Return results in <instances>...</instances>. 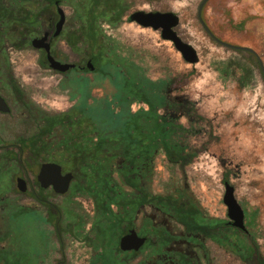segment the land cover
I'll list each match as a JSON object with an SVG mask.
<instances>
[{
  "label": "flooded vegetation",
  "instance_id": "obj_1",
  "mask_svg": "<svg viewBox=\"0 0 264 264\" xmlns=\"http://www.w3.org/2000/svg\"><path fill=\"white\" fill-rule=\"evenodd\" d=\"M66 3L68 0H0V21L6 22L15 34L11 37L14 47L36 50L40 67L60 76L58 89L66 92L67 99L73 102L64 114L51 115L38 110L32 115L25 105L22 87L10 76L0 79V103L6 109L0 110V264H26L22 239L31 227L41 225L50 229L51 238L60 247L63 236H73L76 231L79 248L87 253V264H200V255L188 251L190 242L196 246L200 235L224 231L237 233L249 245L250 255L239 254L243 263L249 259L253 264L264 262L242 206L243 228L239 229L232 225L227 210L225 220L200 217L204 222H199L194 218L198 210L184 199L149 193L150 123L156 121L162 126V132L167 129L156 118L168 105L166 87L161 92L165 106L151 111L139 89L143 80L149 83V78L135 64L124 62L127 59L113 44L106 48L107 39L99 35L96 22L93 24L95 36H89L88 10L81 25L76 30H68ZM115 12L116 15L119 11ZM61 17L63 22L56 34ZM120 20L121 16L112 22L117 24ZM43 38L41 46L48 45V53L43 47L32 45L33 40ZM59 42L70 50L74 60L56 52ZM80 46L83 47L81 54L76 52ZM48 55L72 68L63 72L51 68ZM89 88H92L90 96L85 98L83 92ZM83 99L87 105L98 101L102 109L109 107L115 122V117L124 114L120 124L112 131L107 124L99 128L84 110L79 111ZM135 102L145 108L132 110ZM164 137L162 133L156 141L173 161L175 158L168 155L171 150ZM156 153L155 150L152 157ZM45 164L58 165L61 175H72L64 194H57L52 184L42 187L38 175ZM94 187H99L101 198L94 195ZM110 202L116 206L114 211L96 213ZM83 204L92 205L91 214L84 210ZM161 206L182 226L181 233L165 226L160 217ZM70 211L72 216L66 220ZM128 235L141 240L137 249H121V239ZM71 263L69 255L55 261V264Z\"/></svg>",
  "mask_w": 264,
  "mask_h": 264
},
{
  "label": "rangeland",
  "instance_id": "obj_2",
  "mask_svg": "<svg viewBox=\"0 0 264 264\" xmlns=\"http://www.w3.org/2000/svg\"><path fill=\"white\" fill-rule=\"evenodd\" d=\"M93 1L68 0L64 4L67 6L64 13L68 30H76L81 25ZM201 1L115 0L114 11L96 19L97 31L108 40L106 48L113 44L127 59L124 62L135 64L149 81L163 82L167 90L168 105L156 115L163 121L166 131L162 132V126L156 121L150 123L149 193L184 199L198 210L199 215L194 218L199 222H204L200 217L225 220L227 209L222 201V180L226 178L234 189L236 201L247 214L248 229L264 256L262 74L255 58L252 60L245 52L221 46L206 34L197 19ZM29 8L34 9L33 6ZM137 10L170 11L177 15L175 31L193 47L198 62L194 65L185 63L172 43L161 39L159 31L129 22L127 15ZM115 11L123 12L117 24L112 22ZM201 16L216 38L230 45L251 48L264 66V0H209ZM0 34V79L10 76L22 87L30 114L34 115L38 110L51 115L67 112L73 102L67 99L66 92L58 89L60 76L40 67L36 50L26 46L14 47L11 37L15 34L4 21H0ZM82 50L80 46L76 52L81 54ZM56 52L70 60L75 59L62 42L57 45ZM135 103L132 110L145 108V105ZM162 133L171 150L170 157L175 158L173 161L167 158L156 141ZM155 150L157 153L152 157ZM142 179L145 186V175ZM94 188V195L103 196L98 192L99 187ZM82 207L91 214L92 205L83 204ZM115 207L110 202L96 213L114 211ZM160 209L165 226L181 233L182 226L173 220L170 211L165 206ZM71 213L73 211L66 214V220L71 218ZM78 238L76 231L73 236L65 235L60 247L51 238L48 227L33 226L22 239L25 263L55 264L56 260L69 255L71 264H87V253L79 248ZM193 244L190 242L188 251L200 255V264L254 263L251 259L242 262L239 254H249L251 249L240 235L232 231L200 235L199 244Z\"/></svg>",
  "mask_w": 264,
  "mask_h": 264
},
{
  "label": "water",
  "instance_id": "obj_3",
  "mask_svg": "<svg viewBox=\"0 0 264 264\" xmlns=\"http://www.w3.org/2000/svg\"><path fill=\"white\" fill-rule=\"evenodd\" d=\"M208 1L209 0H202L197 8V19L201 24L203 30L217 44L231 50L246 52L253 55L258 62V66L260 68V72L262 74V78L264 81V66L254 50L248 47L234 46L220 41L211 33V31L208 29L206 24L203 22L201 13L204 5ZM127 20L129 22H133L137 24L141 28H149L154 31H159L161 39L172 43L174 49L180 54L181 58L184 60L185 63L194 65L198 62L197 54L193 49V47L188 43L184 42L177 35L175 28L178 26V17L173 12L135 11L128 16ZM62 22H63V18L61 17L57 24L56 34L58 33ZM44 39L45 38H43L42 40H33L32 45L34 47H43L45 51L48 53V45L41 46V43L44 41ZM47 60L51 68L55 70H59L61 72L68 70L69 68H72L71 65L68 64L61 65L58 62H55L49 55L47 56ZM1 103H0V110L6 111V109L3 106V103L2 105ZM38 179L41 182L42 187L46 188L47 186H49V184H52L57 194H64L68 189L69 183L72 179V175L70 173L61 175V169L58 165L45 164L40 169ZM223 185H224V194L222 201L227 209V216L230 220L233 221L232 225L234 227L242 229L243 211L234 197V189L227 182H225ZM120 243H121V249L123 250L137 249L141 244V240H138L133 235H128L126 237H123ZM125 243L126 245L129 246H124Z\"/></svg>",
  "mask_w": 264,
  "mask_h": 264
},
{
  "label": "trees",
  "instance_id": "obj_4",
  "mask_svg": "<svg viewBox=\"0 0 264 264\" xmlns=\"http://www.w3.org/2000/svg\"><path fill=\"white\" fill-rule=\"evenodd\" d=\"M115 0H108V2H104L103 0H95L92 2L91 6L88 9V20L90 22L89 24V36L92 38L95 36L94 34V23L96 21V19L98 17H102L105 13L109 12V11H114V6L116 4ZM106 6V7H103ZM111 7V8H109ZM114 13V12H113ZM116 13V12H115ZM114 13V14H115ZM123 12H118L113 21L117 20V18L119 19L120 16H122ZM246 53V52H245ZM248 56H250L252 58V60H254V56L246 53ZM255 62V61H254ZM257 62V60H256ZM259 67V66H258ZM260 70V68H259ZM263 79V78H262ZM264 83V81H263ZM143 86L139 87V89H142L143 91V95L146 97L144 100H146L149 103V107L151 109V111L156 112L157 109L162 108L165 106V99L164 97L161 95L162 90L165 87V84L163 82H152L149 81V83L145 80L142 81L141 83ZM146 86L149 87V93L146 94ZM92 88H89L87 91L83 92V96L85 98H88L90 96V92H91ZM252 110L254 111L255 109L253 108V106L251 107ZM84 110L86 113V116L88 118H90L94 123L97 124V126L99 128H103L104 125H108L110 127V131H112V129H114L116 126H118V124H120L121 119L124 114L115 117L116 118V122L114 121V113L112 112V110L109 107H106V109H102V103L95 101V102H91L89 105H87L86 101L83 99L81 100V102L79 103V111ZM126 113H128V110H125ZM103 124V125H102ZM108 132V131H107ZM98 147L100 148V146L98 145ZM168 155L170 156V152H168ZM223 184L225 182H227L226 178H223L222 180ZM187 210H185L184 212H186ZM188 212V211H187ZM260 264H264V262L260 261Z\"/></svg>",
  "mask_w": 264,
  "mask_h": 264
}]
</instances>
